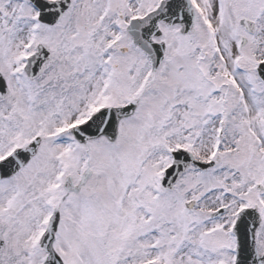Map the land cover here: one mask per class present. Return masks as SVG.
<instances>
[{"label":"rangeland","instance_id":"rangeland-1","mask_svg":"<svg viewBox=\"0 0 264 264\" xmlns=\"http://www.w3.org/2000/svg\"><path fill=\"white\" fill-rule=\"evenodd\" d=\"M131 1L118 0L127 5ZM197 2L202 17L195 34L166 35L167 56L155 77H149L148 61L141 54L140 64L134 65L128 63V55H114V63L121 64L116 69L82 66L83 59L81 66L57 63L68 41L82 42L87 49L86 34L100 28L104 44L110 43L116 34L113 23H126L125 17L118 20L123 6L112 5V0H73L69 16L54 27L55 31H45L55 62L44 73V80L32 82L16 73L20 67H12L13 63L19 64L16 54H24V46L34 43L27 40L32 34V10L26 8L20 15V0H0V35L7 32L11 38L4 36L5 45L12 47L8 51L14 48L13 52L0 51V70L11 90L7 99L0 98V156L11 146L27 144L32 135L73 120L70 102L62 105L47 98L63 99L64 90L74 85V77L80 79L76 87L82 88L90 81L82 75L100 76L115 70L121 75L124 97L139 99L136 111L123 122L115 142L104 138L106 142H92L86 153L84 147L74 144L68 156L50 138L51 142L43 143L20 174L0 181V222L8 240L4 264H39L36 236L40 223L45 224L51 208L61 199V211L66 215L64 219L62 216L58 237L61 230L60 241L69 238L68 246L60 247L67 264H143L147 260L158 264H233L230 225L236 209L248 204L264 217V189L258 188L259 184L264 186V83L256 71L257 62L264 58V0ZM87 3L102 13L112 5L110 18L97 20L90 16ZM138 4L144 8L149 1ZM243 17L255 22L252 35L240 24ZM67 28L72 33L67 34ZM243 36L248 40L240 47ZM225 39L236 44V56L226 50ZM2 40L0 45L5 49ZM3 55L8 57L3 59ZM109 76L102 78L108 80ZM114 90L115 86L94 84L89 95L85 97L88 90L82 94L83 99L74 96V108L79 112L98 102H108ZM84 98V105L78 107L75 100ZM220 118L225 119L226 139L221 156L215 158L216 166L205 171L191 166V173L175 188L162 189L158 178L171 163L170 150L183 147L196 158L208 161L216 145L214 133ZM45 133H51L50 129ZM87 168L92 174L81 191L66 194L65 175H72L78 183ZM232 170L236 171L232 178L222 179L220 172L229 178ZM190 199L196 205L188 210L184 204ZM221 206L228 208L226 213L212 219V211ZM258 236L260 251L264 252V226ZM131 241L136 242L134 248L152 250L135 258L134 251L128 252L133 247Z\"/></svg>","mask_w":264,"mask_h":264},{"label":"water","instance_id":"water-1","mask_svg":"<svg viewBox=\"0 0 264 264\" xmlns=\"http://www.w3.org/2000/svg\"><path fill=\"white\" fill-rule=\"evenodd\" d=\"M190 12V8L186 5L182 4V6L179 8L178 11L174 12L173 14L162 15L160 17H157L155 19V23L161 18L165 20L166 22H186L187 15L183 16V19H178V13H186ZM131 33L134 36L135 41L150 55L152 54V47L155 48V53L153 55L154 58V66L157 67V65L161 62V60L164 57V44H157L154 47V44H150V37L152 34H154L153 27L149 26L148 21H139L134 24L132 28H130ZM152 56V55H151ZM38 63L36 66H31V69L29 70V75L31 77L37 76L41 70H42V62L40 60H36ZM260 75L264 78V69H259ZM3 87L2 82L0 81V88ZM129 108V107H128ZM128 108H125L124 110H113V111H107L106 113L100 115L96 122L92 124V127L88 133L85 134L87 137H97L100 134H107L110 138L114 135L115 131V124L119 117L127 116L128 115ZM107 124V125H105ZM116 132V131H115ZM113 134V135H112ZM113 139V138H112ZM37 143L32 145L30 148L26 149V151H20V157H17L16 159L6 163L2 169H5L7 171L6 173H3L2 176H7L14 174L19 168H21L29 159L30 157L35 153ZM177 153H174L176 155ZM174 171L173 166L170 167L165 174V178L162 180L163 185H167L170 187V185L167 184V178L173 177ZM68 189L71 188L70 181L66 185ZM254 220L251 221V225L247 228H242L243 220H240L239 226L236 230V236L237 240L239 242V250L240 254L242 255L243 259H241L242 264H264V255L259 256L256 250V243H255V230L259 226V221L257 218V215H255L253 212L250 214ZM58 222V214L55 217L54 222L51 225V233L48 237V240H50V244L52 242L54 232L56 231V226ZM244 224V223H243ZM46 249H48L50 252V248L48 246H45ZM50 257L48 259L49 262H52L54 264H59L58 260L55 258V256L50 253Z\"/></svg>","mask_w":264,"mask_h":264},{"label":"bare ground","instance_id":"bare-ground-1","mask_svg":"<svg viewBox=\"0 0 264 264\" xmlns=\"http://www.w3.org/2000/svg\"><path fill=\"white\" fill-rule=\"evenodd\" d=\"M219 41H220V44H221V42H222V36H219ZM225 41H226V39H225ZM227 43H228V45H227V48H226V50L227 51H229L230 50V52L233 54V55H236L237 53H238V50H237V47H236V44H230L229 43V41H226ZM225 42V43H226ZM223 43V42H222ZM222 50H223V48H222Z\"/></svg>","mask_w":264,"mask_h":264}]
</instances>
